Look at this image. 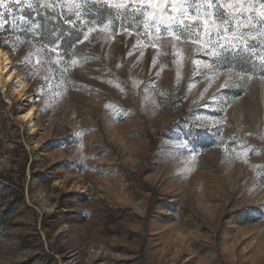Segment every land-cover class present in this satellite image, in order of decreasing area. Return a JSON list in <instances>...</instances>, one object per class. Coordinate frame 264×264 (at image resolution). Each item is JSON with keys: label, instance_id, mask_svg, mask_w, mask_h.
<instances>
[{"label": "rangeland", "instance_id": "obj_1", "mask_svg": "<svg viewBox=\"0 0 264 264\" xmlns=\"http://www.w3.org/2000/svg\"><path fill=\"white\" fill-rule=\"evenodd\" d=\"M72 2L0 9V45L30 95L0 89V264H264V74L241 80L250 65L201 31L157 33L151 21L180 16L181 0H153L147 27L131 0H88L91 20L69 31ZM239 2L255 23L264 0ZM39 29L63 30L65 51L80 30L88 40L72 63Z\"/></svg>", "mask_w": 264, "mask_h": 264}, {"label": "snow or ice", "instance_id": "obj_2", "mask_svg": "<svg viewBox=\"0 0 264 264\" xmlns=\"http://www.w3.org/2000/svg\"><path fill=\"white\" fill-rule=\"evenodd\" d=\"M21 0H16V3L19 4ZM94 2L99 3V0H94ZM132 4H139L141 7L137 8L136 11L140 12L142 15H145V27L148 26L147 18L149 14H146V9L152 7L153 0H131ZM233 2L235 3V7H233ZM40 0H37V4L39 5ZM88 0H83V3H76L73 0L72 3H65L63 7L68 8V12L66 14H61L62 16L75 17V19H63L62 23L70 26L69 31H76L80 28V25L77 24V21H81L82 19L91 20V17H87L83 14V9L87 5ZM48 7L49 5H44ZM29 8H32L33 5L29 4ZM121 7H126V5L116 4L115 8L120 9ZM207 7L209 11L204 13L203 15L206 19H201V8ZM0 9L6 10L8 13L12 12V8L10 7L9 0H0ZM191 9V18L186 23L184 19L180 17H185L189 15V10ZM212 9H216L217 13L215 18H213ZM226 9H232L231 12L226 11ZM172 11L179 12L180 16L167 15L164 14L157 15L156 18L151 21V25L154 29H156L157 33H159L160 27L164 26L167 34H172L173 26H176L177 34L175 35V40L180 41L182 39L179 32L181 30L190 31L196 30L201 31L203 35L207 36V44L210 45L211 49L222 48L224 51H230L234 57H240L247 64L250 65L249 69L244 70L239 78L241 80L251 79L252 74H254L257 70L261 74H264V62L257 63V58L253 56V47L248 45V39L256 41L255 46H259V41L256 40V36L252 35V33H259L264 36V3H261L259 6V10L257 11L258 18L253 22V16L247 15L248 12H253V6L251 3L244 5L239 2V0H230L227 4H221L219 0H216V3L213 4L212 0H208L205 5H202L199 0H192L191 3L188 0H181L179 4L172 5ZM239 12V15L235 13ZM4 18V13L0 12V19ZM217 21L220 24L224 25L221 29L217 26ZM231 28V33H229V29ZM215 29V31H214ZM241 29H247V31H242ZM49 36L52 39L49 41L54 46L51 51L53 53L59 52V54L64 57L66 60L71 61L72 56L76 55L73 52V49L76 48L78 44L83 43V41L88 40V35L83 30L78 32V39L75 40L71 46V48L64 50L63 44L65 40L64 31H60V34L57 35L55 32L49 30ZM35 38V36L33 37ZM8 43V41H5ZM237 43L240 44V47H237ZM205 56L215 57L217 60L220 57L216 52L212 50H208L204 52ZM205 67H209L206 63ZM210 70H215V65L213 64ZM225 71H230V69H224Z\"/></svg>", "mask_w": 264, "mask_h": 264}, {"label": "bare ground", "instance_id": "obj_3", "mask_svg": "<svg viewBox=\"0 0 264 264\" xmlns=\"http://www.w3.org/2000/svg\"><path fill=\"white\" fill-rule=\"evenodd\" d=\"M9 87L12 95L18 98L24 99L30 96L28 94L29 82L22 75L20 69L14 65L12 52L0 45V89L5 91ZM35 112L36 107L31 105L22 115V118L28 122L31 131H34L36 126Z\"/></svg>", "mask_w": 264, "mask_h": 264}, {"label": "trees", "instance_id": "obj_4", "mask_svg": "<svg viewBox=\"0 0 264 264\" xmlns=\"http://www.w3.org/2000/svg\"><path fill=\"white\" fill-rule=\"evenodd\" d=\"M48 30H49V29H46V30H44V31H40V29H39V31L42 32V34H44L45 32H48ZM3 103L5 104L4 101H3Z\"/></svg>", "mask_w": 264, "mask_h": 264}]
</instances>
